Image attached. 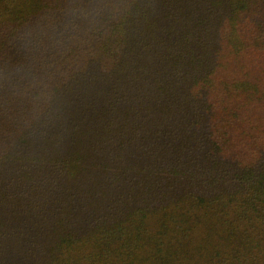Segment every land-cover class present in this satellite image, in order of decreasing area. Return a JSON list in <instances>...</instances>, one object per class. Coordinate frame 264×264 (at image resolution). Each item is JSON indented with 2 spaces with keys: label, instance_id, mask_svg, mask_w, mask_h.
I'll list each match as a JSON object with an SVG mask.
<instances>
[{
  "label": "trees",
  "instance_id": "trees-1",
  "mask_svg": "<svg viewBox=\"0 0 264 264\" xmlns=\"http://www.w3.org/2000/svg\"><path fill=\"white\" fill-rule=\"evenodd\" d=\"M0 264H264V0H0Z\"/></svg>",
  "mask_w": 264,
  "mask_h": 264
}]
</instances>
